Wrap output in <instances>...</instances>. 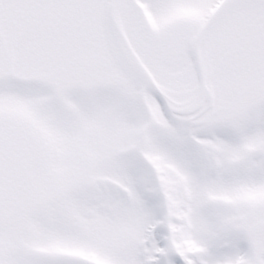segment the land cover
Returning <instances> with one entry per match:
<instances>
[{
	"label": "snow or ice",
	"instance_id": "6c2138e0",
	"mask_svg": "<svg viewBox=\"0 0 264 264\" xmlns=\"http://www.w3.org/2000/svg\"><path fill=\"white\" fill-rule=\"evenodd\" d=\"M0 264H264V0H0Z\"/></svg>",
	"mask_w": 264,
	"mask_h": 264
}]
</instances>
